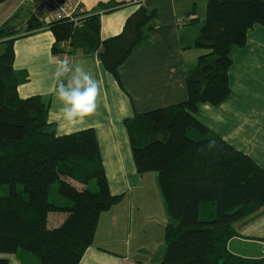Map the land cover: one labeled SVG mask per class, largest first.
I'll return each mask as SVG.
<instances>
[{"label":"trees","instance_id":"trees-1","mask_svg":"<svg viewBox=\"0 0 264 264\" xmlns=\"http://www.w3.org/2000/svg\"><path fill=\"white\" fill-rule=\"evenodd\" d=\"M116 7L99 5L107 12ZM79 16L77 24L50 23L53 52L64 51L67 43L70 54H97L122 86L119 68L135 50L152 44L156 11L140 6L119 35L105 40L100 14ZM256 25L264 27V0H208L194 45L208 53L187 70V99L124 121L138 174L157 173L165 202L160 264H264V239L259 258L229 249L231 240L250 238L235 225L264 207V168L196 117L201 105L217 107L231 96V51L247 45ZM14 35L10 23L0 29V39ZM14 43L5 41L0 56V190L6 191L0 195V264H10L11 255L22 264H29L26 255L40 264H79L94 244L100 216L125 195L111 192L94 129L59 136L49 104L39 95L20 96L24 78L14 69ZM55 183L68 205L50 201ZM58 213L65 219L57 226L52 215Z\"/></svg>","mask_w":264,"mask_h":264},{"label":"crops","instance_id":"crops-1","mask_svg":"<svg viewBox=\"0 0 264 264\" xmlns=\"http://www.w3.org/2000/svg\"><path fill=\"white\" fill-rule=\"evenodd\" d=\"M198 1L201 0H163L160 7L153 8L152 0H78L76 16L91 12L100 14L102 40L119 35L128 18L140 6L157 10L159 19L153 30L155 35L153 44L135 50L119 68L122 86L111 75L104 73L111 88V99L108 102L110 114L107 116L104 113L105 99H102L100 94L104 85L100 83L96 111L74 126L64 122L62 106L55 99L57 81L53 74L61 60L59 55L53 52L55 37L48 28L52 23L50 15L37 5L22 4L20 0H7L0 5L2 10L0 29L7 23L15 29V35L0 39V44L11 39L15 40L14 69L22 75V80L24 78L18 88L20 96L29 98L39 95L44 101L48 100L49 120L56 124L59 136L94 129L111 192L113 195H125L121 203L100 216L94 244L87 249L79 264H160L161 262L163 227L159 231L156 229L152 235L151 226H141L147 214L152 216L159 208V211L166 216L165 232L168 215L158 175L152 172L138 174L124 121L136 114L172 106L187 99L186 75L189 60L201 55L202 52L193 48L191 38H185L186 31L190 27L185 22L188 18L194 21L198 17L196 10L191 8V4L197 5ZM100 4L109 6L116 4L118 7L107 12L99 9ZM204 17L205 14L200 15L199 19L203 20ZM184 19L185 22L183 21L182 24L180 21ZM36 24L42 26L35 28ZM30 25L33 26V30L28 31ZM236 48L238 47L231 51L233 59L230 70L231 96L217 107L201 105L196 117L210 125L224 140L243 151L235 142L237 137L235 129L228 134L222 133L217 125L211 123V120L224 125L230 120L231 115L233 117L242 115L245 116L244 119L240 120L242 117L240 116L238 121L246 122L245 120H251L250 109L254 101L263 104V100L257 97L251 99V91L257 92L259 85L258 80L253 79L250 73L261 74L260 65L264 67V27L256 25L248 33L247 45L244 48ZM4 52L5 45L3 52L0 50V56ZM260 53L263 54V60L257 65ZM70 62L80 63L93 76L95 70H99L102 66L97 54L87 55L80 49L73 51ZM240 106L244 108V112L245 108L248 109L247 115L242 114L238 108ZM262 117L264 121V116ZM152 189H155L154 195L151 194ZM158 199L159 204L155 207ZM62 201L63 204L68 205L65 199ZM140 211L143 217L139 225H136ZM252 216L248 218H253ZM260 217L262 216H257ZM54 219L57 220L54 223L58 226L64 221L65 215L60 214L53 217ZM259 223L264 225V220L261 219ZM235 228L239 234L250 238L231 240L230 251L259 258L257 255L260 251L251 253L247 250L252 249V244L249 248L242 247L241 244H245L244 241H258L263 247L264 236L244 234V230L238 229L236 225ZM152 245L155 252L151 251ZM26 257L27 261L33 258L30 255ZM8 258L10 264H22L16 255Z\"/></svg>","mask_w":264,"mask_h":264},{"label":"rangeland","instance_id":"rangeland-1","mask_svg":"<svg viewBox=\"0 0 264 264\" xmlns=\"http://www.w3.org/2000/svg\"><path fill=\"white\" fill-rule=\"evenodd\" d=\"M7 1V0H6ZM5 1V2H6ZM22 4H26V5H33V3H25L22 2V0H20ZM163 0H152L153 2V8H157L158 6L160 7V3ZM146 8V7H145ZM191 8L196 10V15L198 16L196 18V20L192 21L191 18H188L187 21L185 22L184 20H181L180 22L182 24L183 21L188 24L190 27L188 28V30L186 31L185 34V38H191V44L195 45L194 40H196L202 32V28L206 22L207 19V8H208V0H201L198 1L197 5H195L194 3L191 4ZM148 9V8H146ZM150 12L154 11L153 9H148ZM156 14L157 17L159 16V12L157 10ZM0 17L2 16V10H0ZM205 14V17L203 20L199 19L200 15ZM159 19V17H158ZM157 19V20H158ZM192 25V26H191ZM157 24H155V28H156ZM154 28V29H155ZM197 37V38H196ZM151 38H152V44L155 41V35L153 34V31L151 33ZM196 38V39H195ZM193 45V48H194ZM238 49V48H236ZM0 50H4V45L0 44ZM196 50L201 51L202 54L204 53H208V51L203 50V49H198L196 48ZM191 54V53H190ZM71 56V54H70ZM260 58L259 61L257 62L258 64H261L260 61L262 62L263 60V54L260 53ZM190 57V55H189ZM200 57V55L193 57L192 59L189 60V68H193L197 62H198V58ZM100 61V60H99ZM101 63V62H100ZM102 65V64H101ZM187 65V63H186ZM261 74L257 73L254 74V72H251L250 75L253 79L258 80V91L254 92V90L251 91V99H254L255 97H257L260 100H263V104L262 103H258L257 101H254L253 105L251 106L250 109V113H252L251 116V120H245L246 122L243 121H238V118L242 115L238 116H230V120L225 123L224 125H222L221 123L216 122L215 120H211V123L214 125H217L219 127V130L222 133H230L232 129H235L236 133H237V137L235 138V142L237 144L238 147L242 148L243 152L246 151V154H249L251 157H253L255 159V161L264 168V121L262 120V116H264V67H261ZM107 71V72H105ZM104 73H108V75H111L115 81L116 78L114 77V74L110 71H108L103 65L101 66V68L99 70H95L94 72V78L100 83H103V88L101 90V97L102 99H105L104 105H103V109H104V113L108 116L110 114V107L108 102L111 99V88L109 85V82L107 80V78L104 76ZM110 73V74H109ZM256 94V95H255ZM46 100V98H45ZM48 104V100L45 101ZM240 109V111L243 113H246V115L248 114V109L245 108V112H244V108H242L241 106L238 107ZM116 116V115H115ZM245 116H242L240 118V120H243ZM205 125H207L206 123H204ZM212 131H214V129L210 126L207 125ZM215 133H217L216 131H214ZM219 134V133H217ZM220 135V134H219ZM221 136V135H220ZM240 150V149H239ZM104 165V163H103ZM105 168V166H104ZM155 173V172H152ZM145 183L148 185V182L145 181ZM91 190H95L96 188V184L95 182H91ZM152 186V183L151 185ZM3 189H8V187H4ZM1 191V190H0ZM8 191V190H7ZM6 192V191H5ZM5 192L0 193V195H4ZM151 194H155V189H152V193ZM61 197L59 196V192H58V184L55 183L52 185L51 190H50V201L55 203V204H63L62 199H58ZM164 200V199H163ZM122 202V201H121ZM120 202V203H121ZM159 204V199L155 204V207H157V205ZM64 205V204H63ZM118 205V204H117ZM149 213V212H148ZM61 213L52 215V217H57L58 215H60ZM254 216H252L253 218H246L244 220H241L240 222H238V224H236V226L238 227V229L240 230H244V234H249V235H253L256 237H263L264 236V225L260 224V220H264V207L259 210L258 212H256L255 214H253ZM257 216H262L260 218H257ZM142 213L140 211V215L137 217L136 219V225H139V223L142 220ZM166 222V216L165 214H163V212L159 211V208L157 209V212H155L154 215L149 216L147 214L145 220L143 221V223L141 224V226H151L152 229V235H154L156 229L159 231V229H161L163 227V238H162V251L164 250L165 247V243H164V226ZM168 222V219H167ZM133 242V241H132ZM245 244H241L242 247H246L249 248V245H251L252 249H247L249 250L251 253L253 252H259L260 254H258L257 256L260 257L262 256V245L256 241V242H246L244 241ZM154 246H155V242H154ZM152 252H155V248L152 245ZM162 251L160 252L161 257H162ZM29 264H37V262L40 264V261L37 259V261H32L31 259H28Z\"/></svg>","mask_w":264,"mask_h":264},{"label":"clouds","instance_id":"clouds-1","mask_svg":"<svg viewBox=\"0 0 264 264\" xmlns=\"http://www.w3.org/2000/svg\"><path fill=\"white\" fill-rule=\"evenodd\" d=\"M57 81L55 99L60 102L63 120L76 125L90 117L97 108L99 82L80 63L61 61L54 71Z\"/></svg>","mask_w":264,"mask_h":264},{"label":"built area","instance_id":"built-area-1","mask_svg":"<svg viewBox=\"0 0 264 264\" xmlns=\"http://www.w3.org/2000/svg\"><path fill=\"white\" fill-rule=\"evenodd\" d=\"M25 3H33L47 11L52 21L70 20L77 22L78 0H22ZM69 44L63 43L64 51L58 53L60 60L70 62V53L67 51ZM71 63V62H70Z\"/></svg>","mask_w":264,"mask_h":264},{"label":"bare ground","instance_id":"bare-ground-1","mask_svg":"<svg viewBox=\"0 0 264 264\" xmlns=\"http://www.w3.org/2000/svg\"><path fill=\"white\" fill-rule=\"evenodd\" d=\"M42 9V8H41ZM45 11V10H44ZM47 12V11H46ZM48 13V12H47ZM49 14V13H48ZM76 18H77V22H75V21H70V20H64L65 22H74L75 24H77L78 23V21L80 20V18L81 17H79V16H76ZM51 19V18H50ZM52 21V20H51ZM61 21H63V20H61ZM52 22H56V21H52Z\"/></svg>","mask_w":264,"mask_h":264}]
</instances>
